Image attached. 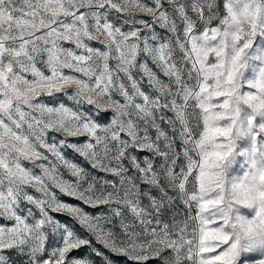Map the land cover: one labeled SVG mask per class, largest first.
Returning <instances> with one entry per match:
<instances>
[{
  "label": "snow or ice",
  "instance_id": "6c2138e0",
  "mask_svg": "<svg viewBox=\"0 0 264 264\" xmlns=\"http://www.w3.org/2000/svg\"><path fill=\"white\" fill-rule=\"evenodd\" d=\"M12 251L264 264V0H0V264Z\"/></svg>",
  "mask_w": 264,
  "mask_h": 264
},
{
  "label": "rangeland",
  "instance_id": "374dc122",
  "mask_svg": "<svg viewBox=\"0 0 264 264\" xmlns=\"http://www.w3.org/2000/svg\"><path fill=\"white\" fill-rule=\"evenodd\" d=\"M96 46H99V45H96ZM69 92H71V89L69 90ZM59 99L61 101H64L65 103L69 104V106H71V102L67 101L63 96H60ZM90 110L91 109H89V111ZM100 122L103 123L104 120L101 119ZM59 138H60V134H58V133H50L49 134V140L50 141L58 140ZM69 141L70 142H76L75 138H69ZM62 151L64 152L66 158H68L69 160H72V161H74L76 163H81V164L83 163L82 158H80L77 154H75L71 149L64 148V149H62ZM61 199L66 201V202H68V203H72V204L79 203L78 201H75L72 198L67 197V196H61ZM22 206L23 207H27V205H22ZM86 210L87 211H92V209H86ZM51 214L57 220H61V221L65 222V223H68L69 226H75V222L70 220L66 213L52 212ZM37 216H38V213H37ZM77 230L80 231L81 234H83V230L79 229L78 226H77ZM56 242H57V238H50V241H49L50 244H55ZM88 251L89 250L85 248V249H81L79 251H74L73 253H71V255L75 256V257H80V256H83V255L87 254ZM6 255L8 256L9 261L11 262V264H28V259H27V256H25V255L18 254L15 251L8 252ZM113 259L117 260L118 264H127L125 258H123V257H113ZM148 264H158V262L155 261V260H150L148 262Z\"/></svg>",
  "mask_w": 264,
  "mask_h": 264
}]
</instances>
